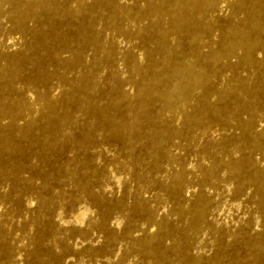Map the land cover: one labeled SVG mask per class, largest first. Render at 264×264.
<instances>
[{
	"label": "bare ground",
	"instance_id": "6f19581e",
	"mask_svg": "<svg viewBox=\"0 0 264 264\" xmlns=\"http://www.w3.org/2000/svg\"><path fill=\"white\" fill-rule=\"evenodd\" d=\"M101 9L107 11L102 20L104 27L128 38L136 37L145 46L142 66L136 64L131 54L126 55L135 74L129 78L135 87L134 92L123 91L121 81L117 79L114 98L104 104L97 102L94 94L98 87L100 62L112 66L115 55L112 44L102 48L101 57L77 78L66 75V71L85 65L86 50H97L95 25L97 12ZM2 16L11 22L14 31L20 33L30 32L28 22H39L41 26L36 49L30 45L21 53L3 55L0 52V61L5 60L3 65L0 64V152L8 157L22 152L16 141L24 140L45 151L53 149L57 142H66L76 124L71 107L77 110L83 122V132L74 142L76 148L85 149L90 141L89 135L103 123L106 133L123 145L133 146L146 139L153 157L150 165L153 170H159V160L168 157L163 147L165 140L209 123L232 121L246 135L249 148L259 149L264 126L255 132V116L262 113V119L258 121L264 122V0H0V19ZM218 18H224V22L218 23ZM74 19H78L76 24L71 23ZM61 25L71 28V33L62 32ZM214 27L219 30L215 48L203 42ZM184 41L187 53L182 50ZM73 43H76L75 49H71ZM204 47L208 48L206 52L202 51ZM33 49L35 53L30 52ZM65 53L68 55H63ZM26 65L29 72L24 71ZM159 68L164 71H158ZM220 68L234 73L238 69L247 70L254 80L250 83L234 76L224 88L214 89L211 78ZM170 76L176 79L172 86H159L163 78ZM53 78L64 86L59 99L52 98L49 93ZM18 83L37 88L33 101L25 96L23 86H17ZM196 91H199L198 96H194ZM209 95H214L217 103L210 102ZM155 101H164L168 107L165 111H152L149 105ZM240 111H246L248 118H240ZM175 112H179L180 129L163 118L164 113ZM20 120H23L22 124ZM222 144H226L225 139ZM20 165L0 160V178L16 186ZM220 166L224 167L235 193L241 192L246 185L254 187V204L258 213L264 216V167L253 163L246 154L237 159L221 160L213 153L211 165L202 169L210 183L214 182ZM60 172H68L74 187L82 194L88 193L86 181L66 168ZM185 182V171L178 168L171 178L169 191L172 196L179 195ZM204 196L198 193L190 207L175 209V215L183 225L180 229L182 236L177 235L168 221L153 220L158 233L133 240V252L145 260L144 264H224L222 254L192 256L188 250L189 232L198 231L202 226L215 235L219 232L209 221V200ZM38 201L44 209L52 204V200L42 196H38ZM134 210L147 214L140 201L134 203ZM84 213L78 215V219ZM158 234L171 238L168 249L174 253L172 259L162 246L156 244ZM234 234L240 236L249 254L247 257H233L228 264H264V229L253 236L241 230ZM214 240L217 244L216 237ZM34 254L38 262L43 263L37 251ZM9 256L5 230L0 226V258L7 261Z\"/></svg>",
	"mask_w": 264,
	"mask_h": 264
},
{
	"label": "rangeland",
	"instance_id": "374dc122",
	"mask_svg": "<svg viewBox=\"0 0 264 264\" xmlns=\"http://www.w3.org/2000/svg\"><path fill=\"white\" fill-rule=\"evenodd\" d=\"M106 14L105 9L97 12L95 33L98 48L95 53L86 50L85 65L71 72L66 71L68 78H77L86 67L101 57L102 48L112 44L115 50L112 66L108 67L105 62H100L97 73L98 87L94 96L102 104L114 98L117 79L121 81L123 91L129 94L134 92L135 87L129 82V78L135 77V74L129 67L127 54H131L139 66L145 62V46L142 41L104 27L102 20ZM217 20L218 23L224 22V18ZM77 22L78 19L71 21L72 24ZM119 22L123 25L121 20ZM28 23L30 32L20 33L11 28V22L5 16L1 17L0 52L3 55L21 53L30 45L36 49L41 26L39 22ZM59 28L66 34L72 31L63 25ZM218 38L219 30L214 27L205 35L203 42L215 48ZM76 47V43L71 45V49ZM35 49L30 52L35 53ZM182 50L188 52L185 41ZM205 50L208 48H202V51L206 52ZM63 55L67 56L68 53ZM4 63L5 60L2 59L0 64ZM163 69L159 68L158 71ZM239 70L234 73L227 68H220L212 76L211 85L220 90L234 76L250 83L254 80L249 71ZM24 71H30L28 65L24 67ZM175 81L174 77H166L159 86H172ZM22 84L18 83L17 86H23L25 96L33 101L37 88L31 84ZM63 88V84L53 78L50 81V96L59 99ZM195 95L198 96L199 91ZM232 100L235 101L236 98L233 97ZM209 101L217 103L214 95H209ZM167 107L164 101H155L149 105L152 111L158 112ZM187 109L190 110L189 107ZM70 110L76 117V124L69 132L70 137L66 142H57L53 149L45 151L20 140L16 143L22 147V152L10 157L0 152V160L9 164H21L16 186L0 178V226L5 230V238L10 247L9 259L5 261L0 258V264H144L145 260L133 252V240L157 234L158 228L153 220L168 221L177 235L182 236L180 229L183 225L174 211L177 207H190L198 193L209 200V221L219 232L215 235L204 226L198 231L189 232L187 237L190 255L211 257L222 254L224 264H228L236 256L247 257L249 253L241 243L240 236L234 233L241 230L253 236L264 229V216L258 213L253 201L254 187L246 185L241 192L235 193L223 166L216 170L213 183L207 180L202 169L211 165L213 153L221 160L237 159L246 154L253 163L264 167V136L260 137L259 149L254 150L249 148L246 135L232 121L193 127L183 131L182 136L163 142L168 157L159 160V170H153L150 169L153 157L146 139L133 146L123 145L106 133L103 123L97 125L89 135L90 141L85 149L76 148L74 142L83 132V122L74 107ZM178 113H164L163 118L171 126L180 129ZM239 116L247 119L248 113L240 111ZM261 119L262 113H258L255 116V132L264 126V122L258 121ZM19 123L22 124L23 120ZM223 139L226 141L225 145L222 144ZM63 168L86 181L88 193H80L72 184L69 173L60 172ZM178 168L185 171L186 182L179 195L174 197L169 189L171 178ZM38 196L52 200V204L46 209L41 208ZM136 201L145 205L147 214L134 210ZM81 213L84 216L78 219ZM214 235L218 240L217 244ZM171 243L170 237L158 234L156 244L162 246L172 259L174 253L168 249ZM34 251L43 258V263L38 262Z\"/></svg>",
	"mask_w": 264,
	"mask_h": 264
}]
</instances>
